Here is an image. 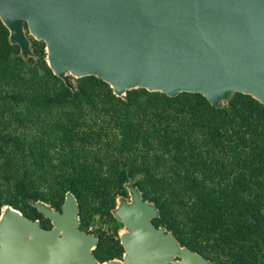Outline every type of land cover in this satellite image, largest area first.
<instances>
[{
	"label": "trees",
	"instance_id": "1",
	"mask_svg": "<svg viewBox=\"0 0 264 264\" xmlns=\"http://www.w3.org/2000/svg\"><path fill=\"white\" fill-rule=\"evenodd\" d=\"M33 53L22 56L0 19V215L12 206L36 220L29 200L61 207L69 191L80 212L108 207L132 178L182 246L213 264H264L261 103L145 89L119 98L96 77L73 92Z\"/></svg>",
	"mask_w": 264,
	"mask_h": 264
},
{
	"label": "water",
	"instance_id": "2",
	"mask_svg": "<svg viewBox=\"0 0 264 264\" xmlns=\"http://www.w3.org/2000/svg\"><path fill=\"white\" fill-rule=\"evenodd\" d=\"M0 19L24 58L34 55L28 32L44 42L49 68L73 92V79L96 77L119 98L192 93L219 107L240 93L264 106V0H0ZM125 187L111 210L124 225L122 260L97 259L99 238L81 228L69 191L60 210L29 200L51 228L2 210L0 264H213L156 226L160 209L135 180Z\"/></svg>",
	"mask_w": 264,
	"mask_h": 264
},
{
	"label": "rangeland",
	"instance_id": "3",
	"mask_svg": "<svg viewBox=\"0 0 264 264\" xmlns=\"http://www.w3.org/2000/svg\"><path fill=\"white\" fill-rule=\"evenodd\" d=\"M28 37L32 43L31 47L33 51H37L40 56H45L47 62V52L46 45L42 41L35 40L32 35L28 32ZM75 85L83 84L87 85L89 81L83 78L81 81L78 79H73ZM233 95V94H232ZM226 105V103H224ZM124 195L129 196L128 189L124 187ZM117 196L114 201L108 207H101L99 203L91 205L88 210L84 207L81 209V228L96 236H99L102 239L101 246L99 249V255L102 262L106 260L109 256L108 252L111 251L114 246V242L119 241L121 233L124 231V227L121 224H118L115 221L114 216L111 213V210L117 205L118 201ZM56 210L61 208L60 206H53ZM26 212L38 216V219L42 220L44 227L51 228L52 223L50 220L46 219L43 216H39V212L33 208H25ZM124 251H122L123 253Z\"/></svg>",
	"mask_w": 264,
	"mask_h": 264
},
{
	"label": "flooded vegetation",
	"instance_id": "4",
	"mask_svg": "<svg viewBox=\"0 0 264 264\" xmlns=\"http://www.w3.org/2000/svg\"><path fill=\"white\" fill-rule=\"evenodd\" d=\"M114 218H115V217H114ZM41 221H42V220H41ZM115 221H116L118 224H121V225L124 227V225H123L121 222H119L116 218H115ZM42 224H43V222H42ZM43 226H44V225H43ZM97 237L99 238V241H98V244H97L96 249L94 250V254H95V256L97 257V259H98L100 262H102L101 259H100V255H99V253H97V252H99V249H100V246H101L102 239H101L99 236H97ZM122 251H124V252L122 253ZM108 254H109V256H108V258H107L106 260H104V262H105V261H108V260H113V259H118V260H122V259H123V256H124V254H125V249H124V247H123V245H122V243H121V236H120V238H119V241L114 242V246L112 247L111 251L108 252ZM110 256H112V257L110 258Z\"/></svg>",
	"mask_w": 264,
	"mask_h": 264
}]
</instances>
